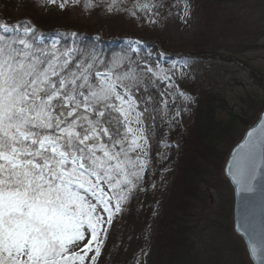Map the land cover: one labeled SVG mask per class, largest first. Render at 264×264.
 <instances>
[{"label":"snow or ice","instance_id":"snow-or-ice-1","mask_svg":"<svg viewBox=\"0 0 264 264\" xmlns=\"http://www.w3.org/2000/svg\"><path fill=\"white\" fill-rule=\"evenodd\" d=\"M48 11L187 24L190 0H32ZM64 30L48 39L29 17L0 18V264H101L134 198L167 187L173 133L192 96L187 61L165 67L129 47L106 57ZM239 197L233 231L248 264H264V113L229 152ZM157 175L159 180L156 179ZM159 200L151 215H158ZM151 224L145 226L150 240ZM141 249L134 264H144Z\"/></svg>","mask_w":264,"mask_h":264},{"label":"rangeland","instance_id":"rangeland-1","mask_svg":"<svg viewBox=\"0 0 264 264\" xmlns=\"http://www.w3.org/2000/svg\"><path fill=\"white\" fill-rule=\"evenodd\" d=\"M190 2L191 18L187 24L169 18L158 27L140 26L120 15L103 17L93 13L88 16L82 15L79 9L70 11L74 19L88 17L92 25L98 24L94 28L96 39H122L133 42L135 47L139 42L141 49L152 52L153 59L165 67L173 62H188L192 69L191 76L182 80L180 87L193 99L191 102H181L188 107L182 116V127L179 128L184 135L192 130L195 98L204 90L212 91L227 104L225 109H216L217 118L226 121L234 112L238 124H234L237 129L233 137L235 141L228 137L220 143L223 156L218 157L219 168L210 164L205 170L209 176L200 190L204 202L201 206H194L198 209L192 208L199 215L188 224L194 226L197 238L190 256H194L197 247L200 262L191 259L190 263L212 264V261L208 262L211 258L213 264H248L244 245L233 231V192L224 176L223 166L230 149L264 110V0ZM14 15L24 16L20 9H16ZM122 32H127L126 36L121 37ZM170 139L175 141L173 137ZM182 148L179 143L178 152L175 149L172 152L173 171L167 175V187L154 193H142L141 201L137 202L135 209L139 221L133 228L126 264H134L135 256L141 249L148 253L142 257L144 264H153L164 250L163 245H160L158 226L165 213L164 206L177 174L176 165ZM156 200L160 202L158 215L152 217L151 206ZM147 224L152 227L150 240L146 241Z\"/></svg>","mask_w":264,"mask_h":264},{"label":"trees","instance_id":"trees-1","mask_svg":"<svg viewBox=\"0 0 264 264\" xmlns=\"http://www.w3.org/2000/svg\"><path fill=\"white\" fill-rule=\"evenodd\" d=\"M16 9L23 11V17L31 18L49 40L56 38L58 31L62 33L64 30H74L80 33L77 38L79 42L94 46L109 58L113 54H121L130 46L135 47L133 42L122 39H96L94 28L98 24L92 25L88 17L74 19L70 10L66 12H57L54 9L42 11L32 6V0H0V18H7L9 23L19 20L22 17L14 15ZM126 34L127 32H122L121 37ZM176 57L178 59V56ZM217 108H227L224 99H219L212 91H202L195 98V118L192 130L188 135H184V132L178 128L172 135L175 141L182 144L183 148L176 165L177 174L164 206L165 213L158 226L160 245H163L164 250L159 253L153 264H191V259L200 262L197 247H195L194 256H190L197 238L194 234V226L188 224L199 215V212L192 208L198 209L194 206H201L204 202L201 199L200 190L209 176L205 170H208L210 164L212 167L219 168L218 157L223 156V151L219 148L220 143L224 139H229L228 137H231L229 139L231 140L237 132L234 125L237 124L234 112H231L228 120L223 121L216 117ZM232 140L235 141V138ZM156 179L159 180L158 175ZM160 189L161 187H158L156 191ZM141 199L142 194L138 196V199L134 198L127 213L115 223L101 264L127 263L133 228L139 221L135 208ZM211 261L213 264L214 260L209 258L208 262Z\"/></svg>","mask_w":264,"mask_h":264},{"label":"water","instance_id":"water-1","mask_svg":"<svg viewBox=\"0 0 264 264\" xmlns=\"http://www.w3.org/2000/svg\"><path fill=\"white\" fill-rule=\"evenodd\" d=\"M264 113V110L260 113L262 114ZM259 114V115H260ZM253 125V124H252ZM251 126V125H250ZM250 126L248 128H246V130L244 131V133L242 134L241 138L245 135V133L249 130ZM241 138L234 144V146L236 144H238L240 141H241ZM234 146L230 149V151L234 148ZM228 158V157H227ZM228 181V180H227ZM228 184L230 185V183L228 182ZM231 189H232V186L230 185ZM232 192H233V189H232ZM240 206H241V201L239 199V197H235L234 194H233V223H234V216L236 215V213L239 211L240 209ZM248 258V257H247Z\"/></svg>","mask_w":264,"mask_h":264},{"label":"bare ground","instance_id":"bare-ground-1","mask_svg":"<svg viewBox=\"0 0 264 264\" xmlns=\"http://www.w3.org/2000/svg\"><path fill=\"white\" fill-rule=\"evenodd\" d=\"M245 130H246V129H245ZM245 130H244V131H245Z\"/></svg>","mask_w":264,"mask_h":264}]
</instances>
